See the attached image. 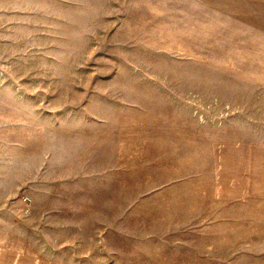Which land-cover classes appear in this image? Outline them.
Listing matches in <instances>:
<instances>
[{
  "label": "rangeland",
  "instance_id": "rangeland-1",
  "mask_svg": "<svg viewBox=\"0 0 264 264\" xmlns=\"http://www.w3.org/2000/svg\"><path fill=\"white\" fill-rule=\"evenodd\" d=\"M253 179L264 0H0V264H264Z\"/></svg>",
  "mask_w": 264,
  "mask_h": 264
},
{
  "label": "crops",
  "instance_id": "crops-1",
  "mask_svg": "<svg viewBox=\"0 0 264 264\" xmlns=\"http://www.w3.org/2000/svg\"><path fill=\"white\" fill-rule=\"evenodd\" d=\"M253 183L250 184L249 189L251 191L252 195V202L253 203H262L264 202V181L258 183L257 179H253ZM1 190V189H0ZM2 194V192H0ZM0 194V195H1ZM264 206V204L262 205ZM0 246H4V245H0ZM0 249H2V247H0ZM5 249V248H4ZM5 251H9V252H13L12 250L9 249H5Z\"/></svg>",
  "mask_w": 264,
  "mask_h": 264
},
{
  "label": "built area",
  "instance_id": "built-area-1",
  "mask_svg": "<svg viewBox=\"0 0 264 264\" xmlns=\"http://www.w3.org/2000/svg\"><path fill=\"white\" fill-rule=\"evenodd\" d=\"M23 201L25 202V204L27 205V207L25 208L26 211L30 210V203H31V198L27 195H25L23 197Z\"/></svg>",
  "mask_w": 264,
  "mask_h": 264
}]
</instances>
